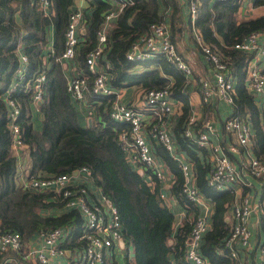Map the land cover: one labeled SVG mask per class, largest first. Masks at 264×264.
<instances>
[{"label":"trees","instance_id":"trees-1","mask_svg":"<svg viewBox=\"0 0 264 264\" xmlns=\"http://www.w3.org/2000/svg\"><path fill=\"white\" fill-rule=\"evenodd\" d=\"M88 1V6L83 9L85 33L79 37L77 53L71 62L77 65V73L88 77L91 85L96 74L88 69L86 56L97 45V31L112 3ZM254 2L255 5L264 4V0ZM168 5L171 7L172 39L178 42L187 29V20L178 0H134L107 30V43L98 65L110 75V85L115 89L132 85L145 89L170 86L172 95L181 101L182 113L172 131L180 144L179 149L185 150L195 162L197 187L212 201L214 208L200 252L212 264H235L225 245L231 225L227 217L235 193L229 188L208 185L206 173L210 163L202 161L196 147L187 145L182 135L183 124L191 110L187 77L161 54L145 60L127 57L132 44L148 32L152 22L165 20L164 7ZM240 7V0H202L196 28L205 42L229 58L236 77L233 114H239L252 125L255 130L253 152L264 160V123L254 94L246 88L247 64L253 53L232 47L250 32L264 31V13L239 18ZM73 10V0H52L49 13L37 1L0 0V229L19 231L24 241H30L50 228L69 227L72 230L64 246L71 249L80 244L82 216L79 210L65 209L61 197L54 196V191L24 188L19 178L21 175L30 179L74 173L86 165L94 184L100 186L118 207L122 242L126 249H133L132 259L126 256L124 264H193L185 256L191 221L186 220L174 229L175 214L166 198L161 196V179L144 166L141 173L139 165L124 151L119 136L128 125L109 116L115 96L87 93L85 103L95 113L91 124L80 121L78 105L81 101L74 99L68 91V80L60 59ZM51 31L54 33L52 42ZM20 52L28 56L22 77L18 73ZM40 71H45L46 80L42 100L36 103L42 114L40 136L49 140V147L42 144L34 131L30 111L34 99L29 84ZM14 83L16 91L12 96L21 103L18 122L27 148L28 162L25 164L24 160L22 170L18 167L19 157L11 146L12 133L4 96ZM153 148L157 158L165 164L166 172L169 170L174 176L171 193L187 207L188 214L196 215V204L182 193L185 177L177 160L164 146L156 144ZM147 174L152 182L147 180ZM243 192H248V188L244 187ZM261 222L264 229V215ZM5 254L19 264H29L15 251L1 254L0 264Z\"/></svg>","mask_w":264,"mask_h":264},{"label":"built area","instance_id":"built-area-1","mask_svg":"<svg viewBox=\"0 0 264 264\" xmlns=\"http://www.w3.org/2000/svg\"><path fill=\"white\" fill-rule=\"evenodd\" d=\"M37 1L46 13L51 10L52 0ZM112 7L104 15V20L97 31V45L86 56L88 69L95 73L90 85L86 75L77 73L67 79V89L72 97L78 101H85L86 95H114L109 116L115 121L128 125L119 136V141L129 159L150 169L159 179H166L165 164L157 158L150 142V135L158 144L177 160L185 177L182 193L192 200L200 209L191 221V229L185 251L186 258L193 264H212L201 252V245L206 232L211 226L213 212L212 201L197 187L194 162L185 151L179 149L173 135V128L178 120V106L172 99L171 87L147 88L144 90V108L153 114L154 120L148 128L143 119L142 109L130 106L119 100L114 87L110 85V75L99 67L98 63L107 43V30L114 19L127 5L134 0H106ZM255 0H240V8L253 9ZM202 0H186L190 15V24L197 43V47L212 65V77L201 79V97L204 103L214 97L234 105L235 75L232 73L229 58L217 48L205 42L196 28L199 6ZM83 19V10L72 11L66 30L65 49L60 56L61 60H73L79 43L78 28ZM236 49L253 53L247 64L246 88L253 93L259 102L264 101V67L260 64V55H264V31L255 30L245 35L241 41L232 45ZM163 55L171 64L181 70L188 78L193 70L190 63L179 51L176 42L172 39L169 22H152L148 32L135 41L127 57L133 60H145ZM21 67L19 77L24 75L28 64V56L23 52L19 55ZM108 66V65H107ZM46 80L45 71L38 72L29 85H32L33 99L41 101L43 86ZM16 91V84L11 85L5 92V101L8 108V125L12 133V149L20 151L24 146L21 126L18 118L21 115V103L12 96ZM260 99V100H259ZM225 129L232 133L233 140L227 145L213 142L211 137L217 131L215 121L210 117H203L200 121L193 114L183 124V133L188 145L206 147L211 153V168L206 176L209 186L218 189H240L242 194L232 203L231 225L225 240L229 248V255L235 264H243L240 260L242 251L252 249L253 230L250 217L253 212L259 214L257 225L261 227L264 215V194L255 200L252 195L254 184L252 178L264 180V160L253 152L254 134L251 124L239 114H231L223 122ZM231 154L242 157V165L238 164ZM24 188L36 191H54V196H60L65 209H78L82 216V232L78 237L80 244L71 249L64 246L71 228L57 226L42 231L35 239L24 241L19 231H3L0 229V256L8 251H15L25 260H32L36 264H107L111 250L115 244L123 241L122 223L118 207L109 199L102 188L94 184L90 168L86 165L74 173H63L51 177L26 178L20 183ZM244 187L248 192L244 193ZM242 188V190H241ZM254 193L257 192L254 191ZM165 193L161 196L165 197ZM259 263L264 264V242L259 247Z\"/></svg>","mask_w":264,"mask_h":264},{"label":"crops","instance_id":"crops-1","mask_svg":"<svg viewBox=\"0 0 264 264\" xmlns=\"http://www.w3.org/2000/svg\"><path fill=\"white\" fill-rule=\"evenodd\" d=\"M179 5L181 6L182 12L184 17L186 18L187 22V29H185L178 42H176L179 51L184 55V57L187 59V61L190 63L193 73L191 76L187 78L188 83H190L189 87V99H190V105H191V110L189 115L187 116L189 118L190 115H194L197 117V119L200 121L203 117H208L212 118L215 121V124L217 126V131L214 135H212L211 139L213 142H221L222 144H228L233 140V135L231 132L227 131L223 125V122L226 120L227 117H229L233 113V105L227 104L225 101L218 99L217 97H214L213 100L204 103L202 101L201 97V79L206 77H212V65L210 62L206 59V57L203 55L202 51L197 47V43L192 31V27L190 24V15L189 11L187 8V3L186 0H178ZM88 0H73V8L74 9H84L88 6ZM246 8V7H244ZM170 10L171 7L168 5V7H164V13H165V20L169 22L170 25ZM252 9H250L251 11ZM246 12H249V8L245 9ZM241 8L239 10L240 14ZM242 15V14H240ZM245 15V14H244ZM244 15L242 17H244ZM248 16V15H247ZM246 16V17H247ZM239 16V18H242ZM85 22L84 19L81 21V25L79 24L78 28V36L81 37L83 33H85ZM54 39V33L51 31V42ZM73 60H63L64 64V71L66 74L67 79L72 77L75 73L78 72V67L75 64H72ZM260 64L262 67H264V55H260ZM185 75V74H184ZM117 92V96L119 100L123 103H126L130 106L133 107H138L142 109L143 112V119L145 121V124L148 128H150V123L154 120L153 114L148 111V109L144 106V90L145 88L139 86V85H132V86H127V87H122L115 89ZM256 98V97H255ZM172 99L175 102L176 106H178V112L177 115L178 119L181 116L182 113V103L178 99H176L172 95ZM259 105L260 109V116L261 120L264 123V101L259 102L258 99H256ZM260 100V99H259ZM142 101L141 104L139 102ZM139 104V105H138ZM81 116H80V121L82 124H87L89 121H92V118L94 116V109L90 107L85 101H81L78 105ZM32 112V118H33V124L36 129L37 135L39 136L41 142L43 145L46 147H49L50 142L46 138H42L40 136V130L42 126V114L39 110L38 103L35 101L31 104V110ZM187 118V119H188ZM176 125V124H175ZM33 126V127H34ZM175 128V126H174ZM251 128L253 130V134H255V130L253 129L252 125ZM174 135V134H173ZM175 137V136H174ZM177 141V140H176ZM150 142L152 145L158 144V142L155 140L153 136L150 135ZM178 146L180 145L177 142ZM254 144V143H253ZM188 145V143H187ZM190 146V145H189ZM196 147L195 150H197V155L201 158L202 161H207L208 163H211V153L210 150L206 147H199V146H194ZM15 154L18 155L19 157V162H18V167L22 170L23 165L27 164V148L26 146H23L20 148V151H15L13 150ZM185 151V150H183ZM185 153L188 155V153L185 151ZM232 157H234L235 161L242 165V157L239 154H231ZM188 157L191 159V157L188 155ZM24 160L26 163L24 164ZM193 161V159H192ZM194 162V161H193ZM139 165V164H138ZM195 165V162H194ZM211 165V164H210ZM211 168V167H210ZM140 172L143 173V167L139 165ZM210 170V169H209ZM208 170V171H209ZM207 174V173H206ZM147 180H150L152 182V178L150 177L149 174L146 175ZM24 180V177L21 175L19 178V182L21 183ZM254 188L251 189L252 197L255 200H258L263 194H264V180L262 178H252ZM174 182V176L170 174L169 170L167 173L166 179L161 180V190L163 193H165V198L167 203L170 205L171 209L173 210L175 214V219H174V229L176 230L178 227H180L186 220L192 221V219L201 212V209L197 206L198 212L197 214L193 213H187V207L184 206L172 193H171V186ZM242 190V188H241ZM235 193V199L234 201L240 197L242 192L240 189L233 190ZM257 192V195L256 193ZM233 201V202H234ZM232 202V203H233ZM212 208H213V203H212ZM214 210V208H213ZM231 213H232V204L230 207V212H229V217L228 220H231ZM195 215V216H194ZM259 214L257 212H253L251 217H250V225L253 230V235H252V249L250 252L248 251H242L240 253V260L243 262V264H260L259 263V247L261 246V243L264 242V229L260 228L257 225V220H258ZM191 219V220H190ZM231 222V221H230ZM263 229V230H262ZM260 233V238L259 242L257 244L255 253H254V248L256 246V242L258 240V234ZM131 252L133 253V249H130V252L128 249L124 247L123 242L117 243L114 245V247L111 250V255L110 259L107 261V264H124L126 262V256L130 257ZM29 262V264H36L32 260H26ZM1 264H19V262L15 261V259L11 256L4 255V259L2 260ZM51 264H59V262H53Z\"/></svg>","mask_w":264,"mask_h":264},{"label":"rangeland","instance_id":"rangeland-1","mask_svg":"<svg viewBox=\"0 0 264 264\" xmlns=\"http://www.w3.org/2000/svg\"><path fill=\"white\" fill-rule=\"evenodd\" d=\"M245 9H247V7L246 8H244V7L241 8L242 12L240 14H242V15L239 14L240 17H242L244 14H245L244 17H246L247 15L256 16L258 14L264 13V4L256 5L251 11L249 9V12H246ZM141 103H142V101L139 102V104H141ZM141 106H144V105H141ZM34 129H36L35 126H34ZM130 249H132V247H129V249H128L129 252H130ZM132 256H133V253L131 252V255H130L131 259H132Z\"/></svg>","mask_w":264,"mask_h":264},{"label":"water","instance_id":"water-1","mask_svg":"<svg viewBox=\"0 0 264 264\" xmlns=\"http://www.w3.org/2000/svg\"><path fill=\"white\" fill-rule=\"evenodd\" d=\"M91 123H92V121L90 120V121H89V124H91ZM259 238H260V233L258 234V240H257V242H256V246H255V248H254V253H255V250H256L257 244H258V242H259Z\"/></svg>","mask_w":264,"mask_h":264}]
</instances>
